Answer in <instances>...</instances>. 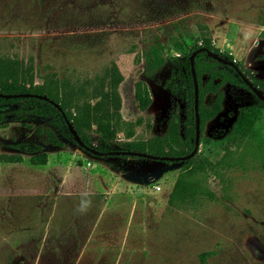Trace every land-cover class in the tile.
Returning <instances> with one entry per match:
<instances>
[{"label": "rangeland", "instance_id": "obj_1", "mask_svg": "<svg viewBox=\"0 0 264 264\" xmlns=\"http://www.w3.org/2000/svg\"><path fill=\"white\" fill-rule=\"evenodd\" d=\"M262 21L264 0H0V53L33 58L29 82L36 83L49 71L85 81L115 61L125 124L112 147L121 149L135 131L179 155L195 144L194 107L146 77V49L167 44L169 55L180 56L177 71L185 56L175 43L202 42L207 27L213 46L233 54L264 89V32L238 23ZM210 58L198 60L201 170L96 155L76 144L61 117L36 114L24 101L0 103V154L24 157L18 165L0 161V264H264V104L236 71ZM250 107L259 111L256 131L232 143L240 112ZM87 135L99 145L95 127ZM22 142L41 145L48 163L31 164L32 153L15 147ZM181 177L195 196L172 202Z\"/></svg>", "mask_w": 264, "mask_h": 264}, {"label": "trees", "instance_id": "obj_2", "mask_svg": "<svg viewBox=\"0 0 264 264\" xmlns=\"http://www.w3.org/2000/svg\"><path fill=\"white\" fill-rule=\"evenodd\" d=\"M206 30L208 33L202 34V42H200L197 38L191 45L185 41L175 43L174 46L179 52V55L185 56V58L179 63L180 67L177 71H175V61L180 60V56L169 55L168 48L170 47L162 41L158 40L156 43L149 45L144 55L146 77L155 84L169 89L172 93L177 95L182 102L192 107H194L195 99V81L191 65V55L199 48L204 47L206 50H213L229 60H235L233 54L224 52L220 48L213 46L212 37L207 27ZM202 55L209 56L207 51H203L198 53L195 58V71L200 87L201 120H203L205 115L202 103V71L198 65V60ZM210 59L215 60L213 58ZM33 61V58H31L30 61L25 62L20 60L18 57H12L9 53H0V92L7 94L33 93L47 95L49 99L54 100L61 105L67 118L74 124L75 129L81 136L86 146L94 147V144L90 142L87 135V126L90 125L95 127V132L99 136V145L95 148L104 153L103 157L115 156L109 155L110 151L116 150L112 147L111 142L118 139L119 131L125 124L121 113L122 96L120 92V85L124 80V75L117 63L115 61L111 62L103 69V71L95 73L94 76L87 78L85 81H82L81 79H72L70 76L59 77L57 73L49 71L41 76V82L36 83L34 81L29 82V77L34 70ZM235 61L237 65L240 66V63L237 60ZM215 62L219 65L228 66L236 71L234 67L217 60H215ZM238 76L243 84L247 85L239 74ZM253 82L258 87H261L259 80L256 79L253 80ZM143 90V83H137L136 97L141 106L144 102ZM260 90L264 93L263 88ZM87 94L90 96L91 100L88 103L86 102ZM253 99L259 105L264 104V101L255 94L253 95ZM4 101H24L33 105L32 111L36 114L61 117L68 133L71 137H74L68 127V124L66 123V119L62 111L50 101L29 96L11 98L0 97V103H3ZM259 118L258 109L252 107L243 109L231 131L229 140H231L232 143H238L249 137L256 131V123ZM5 120V115L0 113V122ZM49 136L54 145L63 146V143L59 141L53 133H50ZM76 144L79 145L77 142ZM86 146L81 147L82 149L88 151ZM15 147L20 151L32 153L30 162L33 165L41 166L48 163V153L44 151V148L41 145L22 142L16 144ZM120 147L124 150L147 152L159 156H182L190 153V151H187L179 155H170L161 152L160 149H155V147L159 148V145L153 142L151 143V141H145L142 138H136L135 131H129V133H127L126 139L120 142ZM194 147L195 144L193 145V149ZM120 156L126 158H144L136 155ZM0 161L5 163H22L24 161V157L19 153H2L0 154ZM162 162L165 164H175L180 163L181 161L164 160ZM183 164L193 170H201L205 167L204 160H202L199 155H195L193 158L184 161ZM193 187L194 185H189L181 177L177 181L174 190L171 193L170 200L172 202L174 200H178L181 203L187 202L195 196ZM206 254L207 253H203L201 257L205 258Z\"/></svg>", "mask_w": 264, "mask_h": 264}, {"label": "water", "instance_id": "obj_3", "mask_svg": "<svg viewBox=\"0 0 264 264\" xmlns=\"http://www.w3.org/2000/svg\"><path fill=\"white\" fill-rule=\"evenodd\" d=\"M203 51H207L208 55L210 57H212L213 59L220 61L226 65H229L231 67H234L236 69V71L238 72V74L240 75V77L250 87V89L255 93V95L264 101V93L259 89V87L257 85L254 84V82L249 77H247L244 74V72L242 71L240 66L237 65L235 60H229L226 57L220 55L219 53H217L213 50H206V48H204V47L199 48L198 50H196L191 55V65H192L194 81H195L194 110H195V119H196V137H195L194 149L189 154L182 155V156H159V155H154V154L147 153V152L130 151V150H124V149L112 150L109 152V155H115V156H120V155H131V156H133V155H136L139 157H144V158L152 159V160H156V161L170 160V161H181V162L187 161L196 155V153L199 151V147H200V143H201V140H200V138H201V117H200V87H199L197 74L195 71V58H196V55L198 53L203 52ZM20 96L37 97L40 99L48 100L53 105L58 107L62 111V113L66 119V123L68 124V127H69L71 133L74 135L76 142L83 147L86 146L85 143L83 142L81 136L79 135V133L75 129L74 124L67 118V116H66L63 108L61 107V105L59 103H57L56 101L49 99V97L47 95L33 94V93L7 94V93L0 92V97H2V98H11V97H20ZM86 149L88 151L92 152L93 154L100 155V156L104 155V153L100 152L99 150H97L94 147L86 146Z\"/></svg>", "mask_w": 264, "mask_h": 264}, {"label": "crops", "instance_id": "obj_4", "mask_svg": "<svg viewBox=\"0 0 264 264\" xmlns=\"http://www.w3.org/2000/svg\"><path fill=\"white\" fill-rule=\"evenodd\" d=\"M238 23H240V24H242L241 26H245V27H241L244 31H247V30H252L251 28H254V32H258V31H260V32H264V22L262 21V22H260V23H253V24H255V25H252L250 22H238ZM246 26H249V28L250 29H247V27ZM215 30V29H214ZM212 32H213V28H212ZM228 32V31H227ZM259 32V33H260ZM226 40H228V38H227V36H226ZM17 165H18V163H17ZM157 177L155 176V179H156Z\"/></svg>", "mask_w": 264, "mask_h": 264}, {"label": "built area", "instance_id": "obj_5", "mask_svg": "<svg viewBox=\"0 0 264 264\" xmlns=\"http://www.w3.org/2000/svg\"><path fill=\"white\" fill-rule=\"evenodd\" d=\"M149 180L152 181V182H154V181L156 180V179H155V176L150 177ZM154 188H155L156 190H160V189H161V186H160L159 184H155V185H154Z\"/></svg>", "mask_w": 264, "mask_h": 264}]
</instances>
